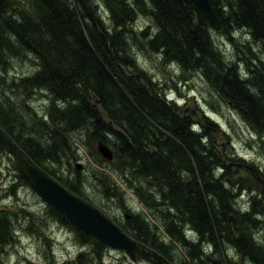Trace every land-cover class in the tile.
<instances>
[{
	"label": "trees",
	"instance_id": "16d2710c",
	"mask_svg": "<svg viewBox=\"0 0 264 264\" xmlns=\"http://www.w3.org/2000/svg\"><path fill=\"white\" fill-rule=\"evenodd\" d=\"M103 1L111 14V31L89 9V0H0V70L5 72L10 67L9 58L31 54L37 71L20 79L15 89L23 93V98L35 91L49 95L50 117L59 113L58 121L53 123L60 124V128L80 130L89 125L95 142L106 144L109 137L113 139L117 153L111 161L112 168L128 169L130 180L143 179L145 182L135 187L137 192L143 190V185H153L141 200L147 208L154 206L160 211L173 243L183 248L190 246L185 238L187 229L198 235V247L208 243L215 250L224 251L231 243L255 264H264V251L249 233L257 216L250 211L240 214L232 206L235 197L227 185L233 167L224 164L213 142H205L204 132H195L187 117L176 114L178 108L174 103L162 99L154 87L153 93H148L135 74H126L125 69L137 70L127 54L130 46L125 37L137 12L126 0ZM209 1L224 33L228 34L229 29L231 33V29H246L254 41L264 43V0H224L226 13L219 9V0ZM149 2L148 10L142 3L138 6L139 13L146 14L157 28L148 45L162 50L164 60L178 64L182 71L200 72L236 106L264 144V62L252 61L253 76L241 81L235 69L228 70L224 57L213 45L210 25L183 0ZM147 33L148 30L143 34ZM68 107L69 112H64ZM10 113L14 115L0 104V128L6 137L32 165L45 161V152L51 149L41 147L34 136H26L25 130L11 121ZM52 132L57 133L55 129ZM58 139L66 142L64 138ZM59 145L66 147L65 143ZM0 149L7 150L2 145ZM114 161L118 165L114 166ZM65 188L79 197L72 183ZM236 188L240 191L246 186ZM154 193L157 198H152ZM106 194L110 198L116 195L113 187ZM49 210L76 232L78 239L94 241L65 216L50 207ZM127 223L136 232L135 238L149 248H144L145 255L154 258L156 264L164 263L163 257L172 259L169 246L175 247L173 243L164 246L152 234L151 227L137 216ZM121 230L124 231L123 227ZM0 235L5 237V233ZM4 237H0V249ZM191 246L189 253L194 256L197 246Z\"/></svg>",
	"mask_w": 264,
	"mask_h": 264
},
{
	"label": "rangeland",
	"instance_id": "374dc122",
	"mask_svg": "<svg viewBox=\"0 0 264 264\" xmlns=\"http://www.w3.org/2000/svg\"><path fill=\"white\" fill-rule=\"evenodd\" d=\"M126 1L137 12L136 20L132 26H128L125 33L130 46L127 54L134 60L137 70L142 72L140 74L136 69L130 68L125 69L126 74H135L145 84L148 93H153L154 87L162 98L174 103L178 108L176 114L187 117L190 126L197 132H204L206 142H213L214 149L224 164L234 168L229 170L230 183L227 181V187L233 191L235 197L234 201L232 199V206L240 214L250 211L253 216H257L258 220L255 225H251L249 233L253 241L262 247L263 252L264 144L260 134L245 121L236 106L213 88L200 72L182 71L178 64L164 60L162 50L155 51L153 44L148 45L157 28L146 14L138 12V6L142 2L145 9H150L149 0ZM216 3L219 9L222 8V12H227L224 0ZM87 5L111 31V14L107 11L105 2L89 0ZM88 6L85 5L86 9ZM145 30L148 33L143 36ZM231 31L232 33L229 29L227 34L222 29L215 30L211 27L210 37L229 66L228 70L235 69L237 78L244 82L253 76L252 70L255 68L251 62L255 59L264 62V43L254 41L245 29ZM8 61L10 67L5 72L0 70V104L14 114L10 113L11 121L15 120L14 125L22 127L26 136H34L41 147L51 149L50 152H45L44 156L48 155L46 160L35 162L34 167L60 181L64 187L72 183L81 200L98 208L119 227H123L127 235L136 242L139 252L137 251V260L131 262L123 251L101 247L95 239L96 242L78 239L76 232L59 222L49 206L23 182L8 150L0 149V218L4 224L0 226V232L5 233V237L0 235L4 237V245L0 249V264H156L154 258L145 255L144 248H149L135 238L136 232L127 223L132 216H137L151 227L152 234L164 246L174 242L166 233L160 211L154 206L147 208L141 200L153 189V185H143V190L137 192L135 187L139 182L145 181L139 178L138 181L128 179V169L122 171L119 167L112 168V162H107L98 154L97 142L89 134V125L76 130L60 128V124H54V121H58L59 113L56 112L53 118L50 117L52 101L45 92L35 91L28 98H23L24 95L15 87L21 78L30 77L37 71L36 60L31 54L24 58H9ZM68 110L69 107L64 112H69ZM59 122L63 124L61 120ZM54 129L56 134L52 132ZM58 137L64 138L66 142ZM58 141L65 143L66 147L62 149ZM113 141L109 137L106 145L116 154ZM114 162V166L118 165ZM237 163H244L255 172L236 167ZM77 164L81 166L80 169L76 168ZM219 172L222 174V171ZM233 182L236 183L232 185ZM243 184L247 185L246 189L237 190L236 187ZM224 186L226 189V185ZM109 187H113L115 197L107 196L106 189ZM152 198H157V194L154 193ZM185 234L190 246L183 248L180 244L173 243L175 247L169 246L172 259L163 257L162 264H214L216 261L222 264H255L248 255L233 248L231 243L224 251L215 250L208 243H202L198 247V235L187 229ZM191 245L197 246L194 256L189 253L193 247Z\"/></svg>",
	"mask_w": 264,
	"mask_h": 264
},
{
	"label": "water",
	"instance_id": "95a60500",
	"mask_svg": "<svg viewBox=\"0 0 264 264\" xmlns=\"http://www.w3.org/2000/svg\"><path fill=\"white\" fill-rule=\"evenodd\" d=\"M194 12L219 30V21L209 0H183ZM0 144L8 149L15 160V167L23 182L47 205L68 218L84 234L91 236L113 250H123L135 260V242L128 238L98 210L71 195L62 186L48 178L21 156L18 147L9 140L0 129ZM98 152L107 160L112 159V152L103 143L97 144ZM241 165V164H238ZM246 168L252 170L249 166ZM79 169L80 166H77ZM263 188V185H262ZM262 191V190H261Z\"/></svg>",
	"mask_w": 264,
	"mask_h": 264
},
{
	"label": "bare ground",
	"instance_id": "6f19581e",
	"mask_svg": "<svg viewBox=\"0 0 264 264\" xmlns=\"http://www.w3.org/2000/svg\"><path fill=\"white\" fill-rule=\"evenodd\" d=\"M142 3V2H141ZM147 8V7H146ZM222 9V8H221ZM225 9V8H224ZM226 10V9H225ZM138 12H139V10H138ZM101 12L99 11V14H100ZM223 13V12H222ZM224 15V14H223ZM105 17V16H104ZM106 19V18H105ZM128 27V26H127ZM128 29V28H127ZM155 29V28H154ZM246 30V29H245ZM146 31V30H145ZM210 33V32H209ZM123 35V34H122ZM215 35V34H214ZM230 35V34H229ZM143 36H145L144 34H143ZM147 36V35H146ZM248 36V35H247ZM251 38V37H250ZM246 41V40H245ZM249 41V40H248ZM252 42V41H251ZM143 44V43H142ZM246 47V46H245ZM148 48V47H147ZM149 49V48H148ZM227 49V48H226ZM243 49V48H242ZM221 50H223V49H221ZM248 50V49H247ZM156 51V50H155ZM246 51V50H245ZM238 52V51H237ZM231 53V52H230ZM248 55V54H247ZM259 60V59H258ZM24 64H25V62H24ZM237 66V65H236ZM21 68V67H20ZM141 71H142V69H141ZM240 73V72H239ZM186 75V74H185ZM29 77V76H28ZM252 77V76H251ZM22 79V78H21ZM15 92V91H14ZM20 93H22V92H20ZM23 94V93H22ZM41 95V94H40ZM39 95V96H40ZM163 96V95H162ZM46 98H47V96H46ZM163 99V98H162ZM7 101V100H6ZM54 102V101H53ZM60 103V102H59ZM10 104V103H9ZM11 105V104H10ZM33 105V104H32ZM28 106V105H27ZM229 106V105H228ZM9 107V106H8ZM14 108V107H13ZM171 108V107H170ZM180 108V107H179ZM45 111V110H44ZM43 112V111H42ZM26 113V112H25ZM181 114V113H180ZM179 115V114H178ZM186 118V117H185ZM191 121V120H190ZM209 123H210V121H209ZM27 124V123H26ZM44 128V127H43ZM206 142V141H205ZM204 143V142H203ZM205 144V143H204ZM207 144V143H206ZM217 147V146H216ZM166 148V147H165ZM225 150V149H224ZM113 151V150H112ZM79 156V155H78ZM235 158V157H234ZM233 169V168H232ZM258 169V168H257ZM220 171V170H219ZM53 172V171H52ZM220 173V172H219ZM83 174V173H82ZM120 181V180H119ZM245 186V185H244ZM247 186V185H246ZM120 188V187H119ZM86 190V189H85ZM107 190V189H106ZM123 191V190H122ZM121 192V191H120ZM236 192H237V190H236ZM256 197V196H255ZM258 199V198H257ZM101 205V204H100ZM245 208V207H244ZM249 212V211H248ZM13 217V216H12ZM23 217V216H22ZM119 223V222H118ZM65 226V225H64ZM23 227V226H22ZM127 229V228H126ZM68 230V229H67ZM17 232V231H16ZM125 232V231H124ZM28 236V235H27ZM43 237V236H42ZM45 237V236H44ZM187 238V237H186ZM140 247V246H139ZM227 249V248H226ZM86 250V249H85ZM91 250V249H90ZM95 252V251H94ZM230 252V251H229ZM232 253V252H231ZM95 254V253H94ZM148 255V254H147ZM229 258H230V256H229ZM232 258V257H231ZM147 261V260H146ZM151 263V262H150Z\"/></svg>",
	"mask_w": 264,
	"mask_h": 264
}]
</instances>
